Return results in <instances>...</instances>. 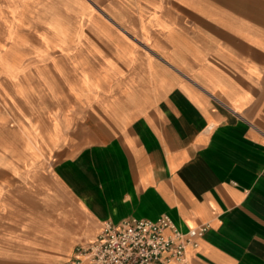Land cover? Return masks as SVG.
Here are the masks:
<instances>
[{
  "label": "crops",
  "instance_id": "crops-1",
  "mask_svg": "<svg viewBox=\"0 0 264 264\" xmlns=\"http://www.w3.org/2000/svg\"><path fill=\"white\" fill-rule=\"evenodd\" d=\"M0 100V264L163 214L264 264V0H0Z\"/></svg>",
  "mask_w": 264,
  "mask_h": 264
},
{
  "label": "built area",
  "instance_id": "built-area-1",
  "mask_svg": "<svg viewBox=\"0 0 264 264\" xmlns=\"http://www.w3.org/2000/svg\"><path fill=\"white\" fill-rule=\"evenodd\" d=\"M207 226L180 230L167 214L157 219L130 217L104 223L98 240L77 252L90 264H187L186 249L196 245Z\"/></svg>",
  "mask_w": 264,
  "mask_h": 264
},
{
  "label": "rangeland",
  "instance_id": "rangeland-1",
  "mask_svg": "<svg viewBox=\"0 0 264 264\" xmlns=\"http://www.w3.org/2000/svg\"><path fill=\"white\" fill-rule=\"evenodd\" d=\"M60 58V56H57V58ZM45 74L47 73L46 71H43ZM61 73H63V71L61 72ZM57 76H56V83L54 84L55 86V90L56 91H58V90H60V91H62V83H61V81H59V82H57ZM10 108L11 107H9V105L8 104H6L3 100H0V110H4V109H6V110H9L10 111ZM12 109V108H11ZM13 110V109H12ZM14 111V110H13ZM12 123H14V121L12 122ZM11 124H8V126H10Z\"/></svg>",
  "mask_w": 264,
  "mask_h": 264
}]
</instances>
